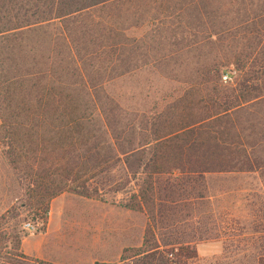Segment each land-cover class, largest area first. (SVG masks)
<instances>
[{
    "label": "trees",
    "instance_id": "obj_1",
    "mask_svg": "<svg viewBox=\"0 0 264 264\" xmlns=\"http://www.w3.org/2000/svg\"><path fill=\"white\" fill-rule=\"evenodd\" d=\"M142 25L140 35L130 33ZM147 63L188 86L136 125V113L121 109L102 83ZM137 130L146 133L137 137ZM230 132L236 139L225 138ZM0 138L11 165L26 159L39 229L56 194L96 197L95 187L70 185L73 162L94 169L111 156L132 173L130 156L148 144L147 157L137 160L158 214L182 201L153 186V174L256 169L264 148V0H0ZM144 192L138 187L121 205L140 210ZM157 224V232L146 224L135 252L123 247L117 262L92 264H188L195 254L189 240L170 222ZM22 235L0 231V240L16 250ZM254 264H264V250Z\"/></svg>",
    "mask_w": 264,
    "mask_h": 264
},
{
    "label": "rangeland",
    "instance_id": "obj_2",
    "mask_svg": "<svg viewBox=\"0 0 264 264\" xmlns=\"http://www.w3.org/2000/svg\"><path fill=\"white\" fill-rule=\"evenodd\" d=\"M146 27L142 25L130 30V33L140 35ZM102 86L121 109L133 117L136 113L135 121L139 125L142 114L143 117L150 116L159 111L166 102L181 95L188 83L163 75L147 63L104 81ZM92 105L89 103L87 108L92 111L88 124L91 132L97 135L98 113ZM206 105L210 108L209 102ZM241 114L244 118V112ZM258 115L259 111L256 112ZM143 133L146 132L136 131L137 137ZM225 138L236 139V136L230 132ZM97 139L90 137L88 142L94 143ZM79 147V143L74 142L73 153ZM5 149L0 138V215L3 214L0 231L19 230L23 234L21 239L28 242L29 237L44 229H39L41 220L29 207V199H33L37 187L35 183L28 184L29 181H26V159L15 167L7 161ZM148 150L147 144L140 153L130 156V163L135 168L132 173L118 158L111 156L94 169L90 166L79 169L73 162L70 185L82 189L83 183L89 191L95 187L96 197L64 190L49 200L48 210L52 211L51 225L54 226L50 234H59L61 228L57 230V227L63 224L61 230L68 237V243L73 242V250L72 247H58L51 251V256L67 264H92L94 260L114 263L119 260L123 247H128L125 253L130 254L135 252L132 247L141 245L147 223L157 232V222L166 220L177 235L189 240L195 250L194 256L188 257L186 263L254 264L255 256L264 250V148L262 152H257L261 156L257 158L261 160V165L251 171L200 173L172 168L153 174V186L157 183L161 190H172L171 193L182 201L159 214L156 211L155 190L146 187L143 182L145 171L138 166L137 157L145 159ZM99 156L102 159L101 154ZM140 186L145 191L142 198H138L142 201V208L135 210L121 205L130 200L131 193H136ZM25 221L32 224V229L24 227ZM11 243L9 239L0 240V264H38L35 261L19 262L26 260L14 253L36 256L24 253L20 244L18 249H13Z\"/></svg>",
    "mask_w": 264,
    "mask_h": 264
},
{
    "label": "crops",
    "instance_id": "obj_3",
    "mask_svg": "<svg viewBox=\"0 0 264 264\" xmlns=\"http://www.w3.org/2000/svg\"><path fill=\"white\" fill-rule=\"evenodd\" d=\"M51 214L52 211L49 208L43 231L35 233L32 237H29L31 239L28 242L24 241V238L21 239L20 247L22 248V251L26 254L33 255L43 260L51 261L57 264H67L65 262L57 261L51 256V251L58 247H64V248L72 247L73 250V244H72L73 242L71 241L69 244L68 237L64 234V231L61 230L63 224L61 225L58 223L59 225L57 227V230L61 228L59 229V231H61L59 232V234H53V235L50 234V232H52L51 230L54 227L53 225H51L52 222Z\"/></svg>",
    "mask_w": 264,
    "mask_h": 264
},
{
    "label": "built area",
    "instance_id": "obj_4",
    "mask_svg": "<svg viewBox=\"0 0 264 264\" xmlns=\"http://www.w3.org/2000/svg\"><path fill=\"white\" fill-rule=\"evenodd\" d=\"M23 225L26 229H32V224L29 221H25Z\"/></svg>",
    "mask_w": 264,
    "mask_h": 264
}]
</instances>
